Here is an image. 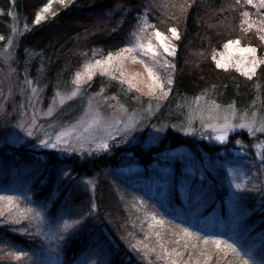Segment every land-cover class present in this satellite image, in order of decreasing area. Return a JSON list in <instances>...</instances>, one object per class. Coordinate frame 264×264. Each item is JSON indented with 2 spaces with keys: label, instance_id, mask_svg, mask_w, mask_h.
Masks as SVG:
<instances>
[{
  "label": "trees",
  "instance_id": "1",
  "mask_svg": "<svg viewBox=\"0 0 264 264\" xmlns=\"http://www.w3.org/2000/svg\"><path fill=\"white\" fill-rule=\"evenodd\" d=\"M52 4L58 5L34 23L39 7ZM12 14L28 25L15 42L14 63L46 97L72 81L92 45L127 42L138 25L151 29L157 22L174 23L181 31L182 65L167 97L149 111L153 123L165 126L158 145H122L81 163L47 150L39 155L29 148L0 150V166L6 168L0 176V197L15 203L12 215L0 219V248L20 254L17 260L0 258V264H48L50 250L63 264H181L167 252L165 233L133 221L136 213L145 216L146 205L155 223L163 220L193 236L185 242L191 247L181 248V257L191 256L190 261L198 241L208 238L215 244L206 264H232L234 240L243 238V248L252 252L241 257L247 264H264V149L258 153L253 147L264 143V136L236 135L252 146L240 156L223 154L221 145L182 133L195 116L215 111L250 115L264 125V0H0V51L9 40ZM231 35L259 58L252 75L220 67L214 59L221 39ZM102 79L107 91L125 104L148 110L133 90ZM174 142L190 149L189 161L157 156L175 147ZM128 157L141 168L108 174L118 158ZM9 162L13 165L6 167ZM189 163L194 170L186 167ZM10 167L17 170L10 172ZM234 169H243L250 187L229 189L226 177ZM90 178L95 179L94 193L86 185ZM46 218L57 223V232L47 233ZM205 218H213L214 224H204ZM234 229L236 239L231 238Z\"/></svg>",
  "mask_w": 264,
  "mask_h": 264
},
{
  "label": "rangeland",
  "instance_id": "2",
  "mask_svg": "<svg viewBox=\"0 0 264 264\" xmlns=\"http://www.w3.org/2000/svg\"><path fill=\"white\" fill-rule=\"evenodd\" d=\"M57 5L39 7L34 23L47 17ZM10 25L9 40L0 51V150L29 148L30 152L37 155L40 151L47 150L61 158L78 160L81 163L93 156L113 153L114 148L119 149L122 145L151 148L165 137V126L153 123L149 111L167 97L174 76L179 73L182 65L179 64L181 59L178 45L181 31L174 23L157 22L151 29L138 25L129 32L127 42L115 41L111 45H92L87 55L84 54L86 57L72 81L64 88L55 90L49 97H46L42 88L35 85L14 63L15 42L28 28L27 22L12 14ZM220 47L221 50L213 55L220 67L234 68L245 75L254 73L259 58L252 47L244 45L240 39H232V35L224 36ZM192 59L189 60L191 63L194 62ZM103 76L133 90L135 98L144 101V108L148 110L140 109L139 105L128 106L118 99L117 94L107 91L100 82ZM216 112L205 113L199 119L195 116L187 122L182 133L190 139L221 145L223 154L240 156L246 155L247 149L252 146H248L244 139L236 135L247 133L251 137L257 134L264 136V125L261 120L250 115ZM227 144L230 147L226 149ZM253 147L259 153L264 149V143ZM190 155V149L179 143L157 153L159 158L172 161L178 159L184 161L186 157V162L189 161L187 157ZM116 161L117 165L108 169V174H131L141 168V165L135 163L131 157L118 158ZM12 165L9 162L6 167ZM186 167L190 170L195 169L191 163ZM5 169L4 165L0 166V176ZM8 169L10 172L17 170L13 167ZM244 175L243 169L229 170L226 177L229 189L250 187ZM85 181L89 190L94 193L95 179ZM14 205L12 198L1 196L0 219L4 220L5 216L12 215L10 210H13ZM145 209L142 211L145 216L136 213L133 215V221L148 231L165 233V237H174L175 239L168 240L162 237L166 248L169 246L167 252L171 257L176 260L178 258L181 264H206L210 259L214 240L208 238L199 240L198 248L189 261L191 256L181 257L183 251L181 248L191 247L185 243L190 241L189 237H193L190 232L163 220L155 223L152 209L149 205H146ZM44 221L49 228L46 227L47 233L50 229L57 232L56 222H52L50 218ZM214 222L213 218L210 220L205 218L203 221L208 226H212ZM68 225L69 222L64 226L68 228ZM231 235L232 239L233 237L236 239L237 230H232ZM46 238L47 236L43 237L44 240ZM50 241L52 240L47 239V244L51 245ZM243 241V238L234 240L237 252L235 257L230 259L232 264H247L241 253L252 250L243 248ZM243 243L245 244V241ZM218 244L225 245L219 242ZM55 254L57 253L53 254L52 250L46 252L45 261L48 264H63L59 255ZM19 257L20 254L12 248H0L1 259L17 260ZM257 262L262 264L261 260Z\"/></svg>",
  "mask_w": 264,
  "mask_h": 264
},
{
  "label": "snow or ice",
  "instance_id": "3",
  "mask_svg": "<svg viewBox=\"0 0 264 264\" xmlns=\"http://www.w3.org/2000/svg\"><path fill=\"white\" fill-rule=\"evenodd\" d=\"M249 2H251V0H249ZM172 31H173V33H175V29H173ZM157 35L159 36L160 34L158 33ZM0 38H2V37H0Z\"/></svg>",
  "mask_w": 264,
  "mask_h": 264
}]
</instances>
